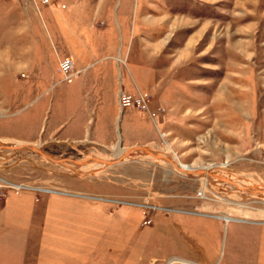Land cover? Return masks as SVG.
I'll return each mask as SVG.
<instances>
[{
  "label": "rangeland",
  "instance_id": "obj_1",
  "mask_svg": "<svg viewBox=\"0 0 264 264\" xmlns=\"http://www.w3.org/2000/svg\"><path fill=\"white\" fill-rule=\"evenodd\" d=\"M95 68L116 87L112 139L82 137L73 106L69 130H50L59 84ZM16 143L68 161L142 146L264 185V0H0V145ZM128 156L82 174L31 149L0 159V264H219L226 240L264 237L223 221L264 223V203ZM220 264H264V251L228 245Z\"/></svg>",
  "mask_w": 264,
  "mask_h": 264
},
{
  "label": "crops",
  "instance_id": "obj_2",
  "mask_svg": "<svg viewBox=\"0 0 264 264\" xmlns=\"http://www.w3.org/2000/svg\"><path fill=\"white\" fill-rule=\"evenodd\" d=\"M73 78H68L66 81L61 82L59 86L57 87V98L54 99L53 103L51 104L49 114L51 113V110L53 106H55V102H58L56 105L58 106V110L54 112L53 118L51 120L50 125H48V128L55 129V128H61L62 132H67L69 130V126H67V119H65V122H60L59 118L61 115L67 116L70 114L71 106L75 107L72 115L74 116H83V117H89L85 119L84 121L75 119L71 122V124H77L73 125L74 127L77 126L79 128V131L81 133V136L83 135H92L93 139H96V141H101L107 143L109 140L112 139V125L110 124L113 117L117 115L118 110V103H117V94H116V87L114 88L113 84L107 81L105 78L99 77L97 74V69L95 68L91 75L85 77L80 81V85L76 88L70 87L69 82ZM110 86H106V84H109ZM62 89L64 92H62ZM77 91L81 94L83 97L82 100L79 97V94L77 95ZM77 95V96H76ZM79 97V100L77 99ZM56 107V106H55ZM90 117H94L92 121L90 120ZM75 122V123H74ZM55 128H54V127ZM53 127V128H52ZM105 132L101 133V132ZM224 221V220H223ZM225 222V221H224ZM251 225V226H264V223H246L239 220L236 221H230L227 223V225ZM230 247V249L239 247L248 251H257V252H263L264 251V237H259L256 239H250L245 238L240 241H225V252L223 254V258L221 259L220 263L224 260L226 256V249L227 247ZM188 259V258H187ZM193 260V259H190ZM197 261V260H193ZM201 262V261H197ZM202 263V262H201ZM206 263V262H203ZM219 263V264H220ZM207 264H217V261L207 263Z\"/></svg>",
  "mask_w": 264,
  "mask_h": 264
},
{
  "label": "bare ground",
  "instance_id": "obj_3",
  "mask_svg": "<svg viewBox=\"0 0 264 264\" xmlns=\"http://www.w3.org/2000/svg\"><path fill=\"white\" fill-rule=\"evenodd\" d=\"M28 146H36V145H32V144L30 145V144H26V143L25 144L24 143H16V144H13V146H11V147H6L4 145H0V159L7 158V157L11 156L12 154H14L15 152H17L19 150V148H27ZM134 147H142V146H134ZM124 151L125 150H123L122 148H118L117 152L114 153V157L112 159L121 157L123 155ZM134 152H137V153L143 152L144 154L148 155L150 158L152 157L154 159H157L160 163L164 164L165 167H167L168 164L172 165L174 169L168 171L169 173H171V172H175V173H179V174L181 173V175H185V176L192 175V176H195L204 182H208L211 178H216L222 182H225V183L229 184V186L232 189H238L244 194V196L241 197L242 198L241 203H243V204H245L248 201H260V202L264 203V185L258 184L257 182H254L251 179L243 180V181H237V180L232 181V179L230 180V179L222 177V176L220 177V175H218L216 173H213L214 175H207L205 173L204 174H198V175L190 174L188 172V169H193V168H189V166L181 163L180 161H176V159L171 158L167 155H160L161 158H155L152 155L145 153L141 148H138V149L130 152L129 154L134 153ZM152 153H154V152H152ZM41 155L44 156L45 158L49 159L53 163L60 164L63 167L70 168V169H72L78 173H81V174L82 173H92L95 171L98 172V171H101V169L104 168L105 166L107 167V165L99 162L98 160H96L92 156L88 157L82 163H78V162L70 161V160L69 161L66 160V162L64 161L65 163H63V162H59V161L57 162L56 160H58V159H54L44 152H42ZM127 156H125L124 158H126ZM209 169H210V167H207L204 169V171L210 172ZM218 197L223 198V196L221 197V195H218ZM228 199L231 200L230 198H228ZM223 220L225 221V223H228L230 221H236L239 219H231V218L226 217Z\"/></svg>",
  "mask_w": 264,
  "mask_h": 264
},
{
  "label": "water",
  "instance_id": "obj_4",
  "mask_svg": "<svg viewBox=\"0 0 264 264\" xmlns=\"http://www.w3.org/2000/svg\"><path fill=\"white\" fill-rule=\"evenodd\" d=\"M138 148H141L145 153L150 154V155H152V156L155 157V158H161V156H160L159 154L152 153V152H151L148 148H146V147H134V146L129 147L128 149H126L121 157L116 158V159H114V160H105V159H101L100 157H94V158H95L96 160H98L99 162H101V163L107 165V166H111V165H114V164H116V163H119V162H120L125 156H127L130 152H132V151H134V150H136V149H138ZM22 149H31V150H34V151L38 152L39 154L42 153V152H41V149H39V148L36 147V146H28L27 148H19V150H22ZM66 160H68V159L61 158V159H58V160H56V161H57V162H58V161H59V162H64V161H66ZM85 160H86V158L83 159V160H81V161H75V160H72V161H75V162H78V163H82V162H84ZM188 172H189L190 174H196V175H198V174H204V173L207 174V175H214L213 173H210V172H208V171H204V169H201V168L188 169ZM218 177H219V176H218ZM220 177H221V176H220Z\"/></svg>",
  "mask_w": 264,
  "mask_h": 264
},
{
  "label": "built area",
  "instance_id": "obj_5",
  "mask_svg": "<svg viewBox=\"0 0 264 264\" xmlns=\"http://www.w3.org/2000/svg\"><path fill=\"white\" fill-rule=\"evenodd\" d=\"M61 69L63 72L68 73L70 75H73L75 73L74 71V63L72 60L70 59H64L61 62ZM142 99L143 97H138L137 99V103L141 104L142 103ZM129 102V98L122 94V102H121V106L126 105ZM161 264H207V263H201V262H197V261H193L187 258H183V257H177V256H171L168 257L166 260H164Z\"/></svg>",
  "mask_w": 264,
  "mask_h": 264
}]
</instances>
